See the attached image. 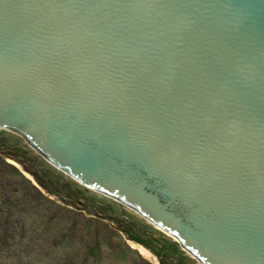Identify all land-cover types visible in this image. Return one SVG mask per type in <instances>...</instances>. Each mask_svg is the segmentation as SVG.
<instances>
[{"label":"water","instance_id":"95a60500","mask_svg":"<svg viewBox=\"0 0 264 264\" xmlns=\"http://www.w3.org/2000/svg\"><path fill=\"white\" fill-rule=\"evenodd\" d=\"M0 128L203 264H264V0H0Z\"/></svg>","mask_w":264,"mask_h":264},{"label":"trees","instance_id":"16d2710c","mask_svg":"<svg viewBox=\"0 0 264 264\" xmlns=\"http://www.w3.org/2000/svg\"><path fill=\"white\" fill-rule=\"evenodd\" d=\"M9 137L16 136L4 129H0V264H45L49 261L45 250L49 245L40 243V235L45 239H49V243L53 241L55 245H60L64 241L71 242L74 239L77 225L85 220H83L81 214H76L73 211L68 214L66 207L57 206L56 202L46 196L45 192L59 195L60 191H64L65 195L73 200L78 194H82L83 196L79 195V197L85 198L89 203V207L86 206V209L93 207L94 202L84 194L83 191L87 190L82 189L75 182L68 180L61 182L58 176H50L51 179L48 184L43 178V176H47V173L44 172L43 176H39L40 174L37 171L25 166L26 164L22 157L27 156L26 151L20 150L17 146H15L16 148L11 146ZM5 158H11L22 164L24 169L32 174L34 180L27 177L11 163L6 162ZM76 184L78 185L77 187ZM95 202L98 203L99 201L96 200ZM100 208L101 211L95 209L92 210L93 212L90 211L89 216L91 218L101 216L102 222L86 218V233L83 237L78 238V244L84 243L86 245V252L84 256L81 255L83 258H80V256L72 257L65 264H86L85 261L88 257L101 259L104 248H110L111 246V237L115 236L114 229L125 232L129 240H133L150 249L160 258L162 264H167L163 259V252L160 250L162 246L155 244L154 239L148 241L146 238H141L133 233L129 227L123 226V223L116 216L118 211H121L119 204L111 203L107 207ZM52 220L57 222L53 223ZM107 220H111L116 226L112 228L107 224ZM26 221L32 222L29 229H27ZM90 221H93V224ZM39 223L41 226L42 224L44 225L42 229L37 226ZM57 223H62L63 225L60 226L59 224L60 227H58L56 226ZM51 225L53 226V228L51 227L52 229L55 227L58 229L59 236L55 234L56 232L51 233V235L43 234V231L49 230ZM26 231H30V242L23 244L20 242V245L16 247L19 241L25 239ZM172 245L175 248L179 246L177 242ZM169 248L165 249V251H168ZM124 256H127L125 248L119 247L118 255L115 258L123 260ZM133 261L132 264H151L141 258H135Z\"/></svg>","mask_w":264,"mask_h":264},{"label":"rangeland","instance_id":"374dc122","mask_svg":"<svg viewBox=\"0 0 264 264\" xmlns=\"http://www.w3.org/2000/svg\"><path fill=\"white\" fill-rule=\"evenodd\" d=\"M1 129V128H0ZM10 133H12L16 137H9V141L11 142V146H17L22 151H26V157H22V159L25 161V166H29L31 169L34 171H37L40 175L43 176V173L46 172L47 176L43 178L46 180V182L49 184V180L51 179L52 176H58L59 179H61V182H66L72 181L77 183L82 189L87 190L83 191L86 196L90 200L94 202V206L89 209H86V206L89 207V203L87 200L84 198L82 199L79 197V195L83 196L82 194H78L76 197H74V200L71 197H67L64 193V191H60L59 195L56 194H50L48 192L46 193V196H48L50 199L56 202L57 206H60L61 208L66 207L68 210V214L70 212H75L76 214H81L83 217V220L86 218H91L89 216L90 211L93 212L92 210H100V207H107L109 204L117 203L120 205L121 211H118V214L116 215L119 220L123 223V226H127L132 230L133 233L137 234L141 238H146L148 241H152L153 239L155 240V244L158 246H162L160 248L161 252H163V259L166 261L167 264H203L201 261H199L197 258H195L193 255L188 253L185 249L182 248L180 243L171 235L166 233L164 230L160 229L157 227L155 224L150 222L145 218V216L141 213H138L134 209L128 207L127 205H124L120 203L118 200H115L114 198H111L107 195H105L102 192H99L97 190H94L92 188H89L85 186L84 184L80 183L78 180H76L69 172H66L64 170L58 169L55 164L49 161V159L42 154L37 148H35L22 134H20L17 131H11L4 129ZM16 148V147H15ZM4 150V149H2ZM34 159V160H32ZM5 161L8 163H11L18 169H20L27 177L30 179L34 180V177L32 174L27 172L22 164L18 163L16 160H13L11 158H5ZM48 171V172H47ZM51 176V177H50ZM76 184V187L78 186ZM99 201L96 203L95 201ZM70 205H68V204ZM69 208V209H68ZM119 208V207H118ZM105 211V210H104ZM109 214V213H108ZM101 216H95L92 217L91 219L94 221H101L102 219L100 218ZM82 221L81 224H78L76 229H75V234H74V239L73 241H64L60 245H55L54 242H48L49 239H45L42 235H40V243L43 245H49L45 250L47 257H49V261L45 264H60V263H66L68 262L69 258L72 257H78L83 258L85 252H86V245L83 243L78 244V238L83 237V235L86 233V222L87 221ZM53 221V220H52ZM57 222V221H53ZM91 224H93V221H90ZM107 224H109L112 228H114L116 225L115 223L111 220L106 221ZM52 223V225H53ZM27 229H29L32 225V222H27L26 221ZM62 226V223H57L56 226ZM98 224V222H96ZM49 227V230H44L43 234L44 235H51V233L57 234L59 236L58 229L55 227L54 229L53 226ZM40 229L44 227L37 225ZM114 226V227H113ZM52 227V228H51ZM113 230V229H112ZM114 229V234L115 236L111 237V246L110 248H104L103 253L101 254L102 257L101 259H95L93 257H88L86 258L87 260L85 261L86 264H132L134 261L133 259L135 258H141L145 261L150 262L151 264H162L160 262V258L154 254L150 249L146 248L142 244H139L133 240H129L127 238V235L125 232L121 231H115ZM29 234L30 231H26V236L24 237L22 241H19L16 247H18L23 243H29ZM54 236V235H53ZM89 240V238H87ZM32 242V241H31ZM177 242L179 246L175 248L173 243ZM51 247V248H50ZM119 247H123L126 250L127 256L122 258L123 260H118V258H115L116 255H118V250ZM170 247V248H169ZM21 248V246H20ZM168 251H165V249H168ZM177 249L176 251H174ZM144 251L148 252L149 254L143 253ZM82 255V256H81ZM139 261V260H138ZM44 264V263H42ZM138 264V263H137Z\"/></svg>","mask_w":264,"mask_h":264},{"label":"bare ground","instance_id":"6f19581e","mask_svg":"<svg viewBox=\"0 0 264 264\" xmlns=\"http://www.w3.org/2000/svg\"><path fill=\"white\" fill-rule=\"evenodd\" d=\"M143 253H145V254H147V255L149 254V253H148V252H146V251H144Z\"/></svg>","mask_w":264,"mask_h":264}]
</instances>
